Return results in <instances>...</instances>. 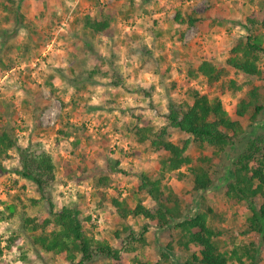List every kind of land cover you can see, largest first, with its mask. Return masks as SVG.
I'll use <instances>...</instances> for the list:
<instances>
[{
  "label": "rangeland",
  "instance_id": "obj_1",
  "mask_svg": "<svg viewBox=\"0 0 264 264\" xmlns=\"http://www.w3.org/2000/svg\"><path fill=\"white\" fill-rule=\"evenodd\" d=\"M14 1L30 27L26 30L16 25L11 17L13 6L0 0V130L12 127V134L20 143L30 133L53 160L56 179L50 193L54 209L77 207L86 219L84 230L88 235L117 245L112 232L120 227V221L111 208H98L97 190L125 199L131 206L141 203L155 208V203L136 189L138 173L151 172L153 178L158 177L155 154L135 143L132 129L139 124L136 117L157 129L166 126L167 101L183 98L188 67L210 55L218 66H223L235 38L246 34L241 25L249 15L261 10L263 0ZM179 10L185 19L186 14H192L197 20L195 25L175 23ZM86 16L109 18V29L102 35L90 34L83 27ZM261 32L264 35V29ZM84 41L92 43L94 56L89 55ZM145 48L152 51L155 59H163L149 73L138 69L145 60ZM92 70L96 73L89 79ZM112 72L122 79L121 86L109 85ZM58 74L61 78H56ZM64 74L71 88L77 87L75 92L70 91L71 95L61 94ZM50 76L56 89L52 95L46 91ZM229 78L239 80L232 73L226 77ZM150 86L155 87L153 108L148 107L140 92ZM190 86L201 94H216L215 88L208 89L202 76L192 79ZM219 97L227 109L234 101L229 95ZM89 101L92 105H88ZM46 105L48 108L43 110ZM247 117L240 120L247 128L244 139L264 127V116L252 127H247ZM167 132L174 143L189 138L172 128H167ZM198 151L192 143L188 155L194 159ZM236 151L233 148L226 152L222 172L204 192L216 214L208 223L221 231L219 242L224 249L237 248L239 252L243 245L254 242L262 256L255 264H264V245L255 233H247L249 210L243 203L227 206L222 192ZM9 154L11 159L4 160L0 169V211L7 215L6 206H14L15 210L10 219L0 220V264H62L57 256L34 251L28 240L30 233L19 234L16 245L10 244L20 216L48 217L49 206L30 202L39 198L35 185L12 172L17 156L14 151ZM99 177L107 178L106 185H98ZM163 183L173 188L183 204L192 206V213L197 210L198 199L188 195V181L166 174ZM129 222L134 230L147 224L144 220ZM159 234L149 223L147 245L123 254L119 264H135L133 258L148 264H181L191 254L192 251L179 252L174 248L168 253V260L163 261ZM245 264L249 261L245 260Z\"/></svg>",
  "mask_w": 264,
  "mask_h": 264
},
{
  "label": "trees",
  "instance_id": "obj_2",
  "mask_svg": "<svg viewBox=\"0 0 264 264\" xmlns=\"http://www.w3.org/2000/svg\"><path fill=\"white\" fill-rule=\"evenodd\" d=\"M6 1L13 6V22L28 30L30 22L20 12L19 4L14 0ZM181 13L180 10L176 12L175 23L187 27L195 25L197 20L192 14H186L185 19ZM241 26L246 34L235 38L223 66H218L214 56L210 55L196 66L188 67L183 98L180 101H167L164 114L166 126L157 129L150 122L136 117L139 124L132 129L135 143L155 154L158 169L157 178H153L151 172L138 173L136 189L144 192L155 203V208H146L141 203L131 206L125 199L108 196L103 190H97L98 208H111L120 221V227L112 232L117 245L111 246L104 240L88 235L84 230L86 219L81 217L77 207L65 205L59 210L54 209L50 193V187L56 179L53 160L30 133L25 136V142L20 143L12 134V127L0 130V169L2 162L11 159L9 153L14 151L17 159L12 172L32 182L39 196L30 202H44L49 206L48 217L20 216V224L10 244L16 245L19 234L30 233L28 240L34 251L57 256L62 264H119L123 254L134 253L147 245L145 234L150 223L161 233L160 255L163 261L168 260V253L174 248L179 252L192 251L181 264H245V260L255 264L261 259L252 241L243 245L239 252L237 248L227 250L221 246V231L208 223L216 216L215 210L204 197V192L213 185L217 174L222 172L224 155L236 148L228 178L222 186L225 203L232 207L242 203L246 205L250 212L246 221L247 233H255L264 245V127L244 139L247 128L240 121L249 114L247 127H252L264 116V35L261 32L264 29V0L261 10L249 15ZM83 27L92 35H102L109 29L110 19L104 17L98 20L86 16ZM91 44L84 41V47L92 57ZM144 51L145 60L138 69L149 73L163 59H155L148 48ZM95 73V70L90 71L89 79ZM229 73L238 76L239 80L226 79ZM111 74L113 80L109 85L121 86L122 79L114 72ZM198 76L205 78L208 89L215 88V95L201 94L190 86L192 79ZM54 83L55 80L50 76L46 88L51 95L56 91ZM154 91V86L140 89L150 108L154 107ZM224 95L234 97L228 109L219 97ZM47 108L48 105L43 110ZM167 128L184 133L189 138L174 143L169 140ZM192 143L199 150L194 159L188 155ZM166 174L189 182L191 189L188 195L198 199L195 212H191L192 206L182 203L173 188L163 183ZM106 182V177H99L97 181L98 185H106ZM4 210L7 215L0 211L1 221L10 219L15 207L6 206ZM129 220H144L147 224L134 230ZM132 260L135 264H148L136 258Z\"/></svg>",
  "mask_w": 264,
  "mask_h": 264
},
{
  "label": "crops",
  "instance_id": "obj_3",
  "mask_svg": "<svg viewBox=\"0 0 264 264\" xmlns=\"http://www.w3.org/2000/svg\"><path fill=\"white\" fill-rule=\"evenodd\" d=\"M86 57H88V55L86 56ZM60 77V75L58 74L57 76H56V78H59ZM64 78H66V76H65V74H64V76H63ZM61 78V77H60ZM62 80H60V82H61ZM68 82V80H67V78H66V81L64 82V83H61V87L63 88V90H61V94H72L73 92H75L77 89V87L75 88V89H73V88H71V86H70V84H68L67 83ZM59 88V87H58ZM46 91H48L49 92V90L48 89H46ZM72 93H71V92ZM72 97V96H71ZM68 99H70V97H68L67 98V100ZM88 103V105H92L91 103H92V101H89V102H87ZM72 107H69V109H71ZM90 109V108H89ZM97 112H99V113H103V111H97ZM73 114L75 115V113L73 112ZM89 116H87V114L85 115V118H88ZM71 121H73V122H75L76 120H75V118H71ZM54 137V136H53ZM49 144H52V143H49Z\"/></svg>",
  "mask_w": 264,
  "mask_h": 264
}]
</instances>
